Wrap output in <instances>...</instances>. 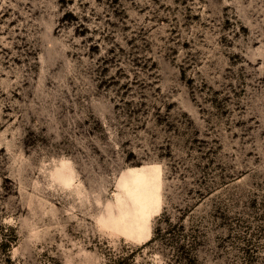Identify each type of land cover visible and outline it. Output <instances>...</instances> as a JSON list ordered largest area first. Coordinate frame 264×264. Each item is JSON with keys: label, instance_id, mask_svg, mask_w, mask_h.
<instances>
[{"label": "rangeland", "instance_id": "rangeland-1", "mask_svg": "<svg viewBox=\"0 0 264 264\" xmlns=\"http://www.w3.org/2000/svg\"><path fill=\"white\" fill-rule=\"evenodd\" d=\"M0 264H264V0H0Z\"/></svg>", "mask_w": 264, "mask_h": 264}]
</instances>
